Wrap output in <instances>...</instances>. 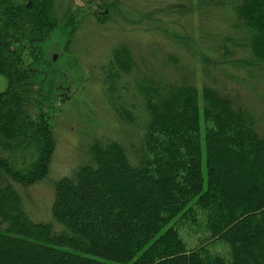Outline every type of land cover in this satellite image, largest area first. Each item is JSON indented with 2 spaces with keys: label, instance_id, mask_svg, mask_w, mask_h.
Listing matches in <instances>:
<instances>
[{
  "label": "trees",
  "instance_id": "16d2710c",
  "mask_svg": "<svg viewBox=\"0 0 264 264\" xmlns=\"http://www.w3.org/2000/svg\"><path fill=\"white\" fill-rule=\"evenodd\" d=\"M67 3L0 0V75L7 81L0 92V264H264V130L234 96L204 81L200 88L182 78L138 90L146 117L141 125L134 120L131 150L114 136L85 141L82 164L54 183L52 222L29 218L17 186H33L49 173L54 100L38 81L52 64L44 54L50 34L59 29L68 49L78 31ZM232 8L251 52L232 68L264 73V0ZM152 22L166 36L165 23L156 16ZM167 37L177 47L187 44ZM200 59L203 77L212 80L211 61ZM131 60L126 49L117 50L105 75L109 101L120 109L112 95ZM114 113L116 121L121 114ZM29 149L37 160L26 165ZM189 214L206 221L197 246L180 235L182 219L195 223Z\"/></svg>",
  "mask_w": 264,
  "mask_h": 264
},
{
  "label": "rangeland",
  "instance_id": "374dc122",
  "mask_svg": "<svg viewBox=\"0 0 264 264\" xmlns=\"http://www.w3.org/2000/svg\"><path fill=\"white\" fill-rule=\"evenodd\" d=\"M214 1L69 0L67 6L72 7L74 18L79 19L78 31L68 49H65L66 39L59 29L50 34L44 43V54L47 59L52 57V64L41 75L44 82L38 81L43 92L54 100L51 115L56 143L49 173L33 186H17L24 210L32 221L52 222L54 183L70 176L82 164L85 141L94 136L105 135L112 139L114 136L131 150V143L137 139L134 120L141 125L146 117L143 97L138 90L143 91L150 84H176L186 78L200 88L204 81L222 94L234 96L237 105L256 118L259 130H264V73L255 68H232L237 65L233 61L251 58L247 34L232 8L241 0H225L221 7L211 5ZM173 5L182 6L181 13L170 12L168 8ZM103 16H106V23H100ZM154 16L157 22L165 23L166 36L154 27ZM167 36L183 38L186 42H182L187 44L177 47ZM187 38L190 39L189 47ZM120 49H126L132 59L130 71L118 81V93L112 95L124 106L121 109L109 101L111 95L105 82V75L111 71V56ZM201 57L212 63L210 81L203 77ZM213 65L215 69L238 77L223 76L213 70ZM6 86V79L0 75V92ZM199 103L201 106L202 102ZM115 111L121 116L116 117L118 124L110 126V121L116 122ZM24 157L26 165L37 160L32 149L25 151ZM189 215L195 223L182 219L180 235L187 246H197L195 238L207 235L206 221L199 216L196 221L195 214Z\"/></svg>",
  "mask_w": 264,
  "mask_h": 264
}]
</instances>
